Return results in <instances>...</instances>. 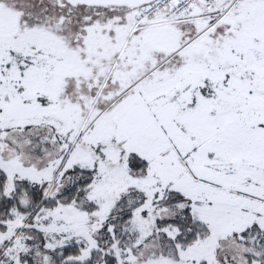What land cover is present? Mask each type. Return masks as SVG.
Listing matches in <instances>:
<instances>
[{"label": "snow or ice", "instance_id": "obj_1", "mask_svg": "<svg viewBox=\"0 0 264 264\" xmlns=\"http://www.w3.org/2000/svg\"><path fill=\"white\" fill-rule=\"evenodd\" d=\"M0 264H264V0H0Z\"/></svg>", "mask_w": 264, "mask_h": 264}]
</instances>
